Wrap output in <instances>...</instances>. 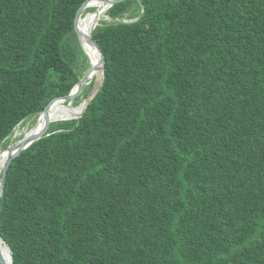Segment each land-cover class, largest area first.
I'll list each match as a JSON object with an SVG mask.
<instances>
[{
	"label": "trees",
	"instance_id": "obj_1",
	"mask_svg": "<svg viewBox=\"0 0 264 264\" xmlns=\"http://www.w3.org/2000/svg\"><path fill=\"white\" fill-rule=\"evenodd\" d=\"M84 1L0 0V148L79 82ZM106 16L100 90L7 171L12 264H264V0H129Z\"/></svg>",
	"mask_w": 264,
	"mask_h": 264
},
{
	"label": "water",
	"instance_id": "obj_2",
	"mask_svg": "<svg viewBox=\"0 0 264 264\" xmlns=\"http://www.w3.org/2000/svg\"><path fill=\"white\" fill-rule=\"evenodd\" d=\"M106 1H107L108 9H109L110 7H112L114 5L121 4V3L127 2L129 0H106ZM90 2H91V0H85L82 3V5L78 8V10L75 14L74 20H73V30H74V33L78 39L80 47H81L83 53L85 54L87 60H88V57L82 48V42L83 41H89V42H92L94 44V47L97 50V62H98V65L96 66L94 71L98 70L100 72L99 73L100 74L99 79L94 80V83H93L92 87L90 88V85H91L93 80H92L91 76L90 77L88 75L86 76V72H85L87 67L90 66V62L88 60L86 65L83 67L82 75H81L79 82L72 88L70 93L67 95H58V96L52 97L49 100V102L47 103V105L45 106V108L43 109V111L38 114L39 118L43 115L48 116L47 113L49 110V106H50L51 102L54 101L55 99H61V100H63V102H67L68 104H71V102L73 100L86 95V97L84 98V100L82 102L83 103L82 109H81L80 113L78 114V116L75 117L74 119L81 118L82 115L84 114L85 110L87 109L89 104L92 102V100L94 99V97L96 96V94L98 93V91L100 90V88L103 84L104 74H105L104 51H103V48H102L100 42L97 39H95L93 37V34H92L93 30L98 25V23H96L93 26L92 30H90L89 33L86 35L81 34L78 31L77 26H76L77 19H79L81 17L83 12L90 5ZM77 87H80L78 92L73 94V91ZM74 119H68V120H74ZM58 121H66V120L65 119L51 120L49 117H46L45 123L40 130H37L36 132L33 131L30 134H28L27 136H23L21 139H19L17 142L13 143L12 145H9V146L5 147L4 149H0V155H2V161H1V166H0V199L3 196L5 179H6L7 171L9 169V166H10L12 160H14L16 157H18L24 150L28 149L37 140H40L41 138L47 136L51 126ZM1 243L6 245L3 242L2 238L0 237V264H7L2 253H1ZM8 250H9V248H8ZM9 254H10V250H9ZM10 264H12L11 256H10Z\"/></svg>",
	"mask_w": 264,
	"mask_h": 264
},
{
	"label": "bare ground",
	"instance_id": "obj_3",
	"mask_svg": "<svg viewBox=\"0 0 264 264\" xmlns=\"http://www.w3.org/2000/svg\"><path fill=\"white\" fill-rule=\"evenodd\" d=\"M91 6L97 7V10L95 11V13L89 14L84 18L80 17L79 19H77V22H76V26H77L78 31L83 35L88 34L89 31L92 30L93 26L96 23H98L99 15L108 9V5H107L106 0L99 1V2L91 1L90 5L88 7H91ZM94 9H96V8H94ZM82 48H83L84 52L86 53L88 60L90 62V66H89L87 75L89 77L91 76V78L93 80H98L100 72L98 70L94 71L96 66L98 65L97 50L94 47L93 43L89 42V41H83L82 42ZM79 88L80 87L75 88V90L73 91V94H75L79 90ZM82 106H83V103L81 102L77 106H72V104H66V106H64V107H61V108L55 107L52 110H48V113H47L48 116L43 115L40 118L36 117L37 121L35 122V124L29 130H25L23 136H27L28 134H30L33 131L36 132L37 130H40L45 123L46 117H49L51 120L74 119L80 113ZM22 137H20V138H22ZM1 161H2V155H0V166H1ZM1 253H2L6 263L10 264L9 250H8L7 246L4 245L3 243H1Z\"/></svg>",
	"mask_w": 264,
	"mask_h": 264
},
{
	"label": "rangeland",
	"instance_id": "obj_4",
	"mask_svg": "<svg viewBox=\"0 0 264 264\" xmlns=\"http://www.w3.org/2000/svg\"><path fill=\"white\" fill-rule=\"evenodd\" d=\"M96 8V9H94ZM97 10V7L96 6H91V7H87L86 10L83 12V14L81 15L82 18L86 17L87 15L89 14H92L94 13L95 11ZM107 11V10H106ZM106 11L101 13L99 15V20H98V23L99 22H111L112 20L110 18H108L106 16ZM127 22L126 19H123V20H114L113 22ZM88 61V60H87ZM88 69L89 67H87L86 69V75H87V72H88ZM93 80V79H92ZM94 83V80L92 81L91 85H90V88L92 87ZM89 88V89H90ZM78 92V91H77ZM76 92V93H77ZM84 96L80 97V98H77L75 100H73L71 102L72 106H77L79 105L81 102H83ZM65 104H68L67 102H64ZM38 116H33V117H30V118H27L25 119L24 121H22L19 125H17L15 127V129L13 130V132L10 134V136L5 140V143L7 144V146H9L10 144L12 145L13 143L17 142L19 139H21L20 137L23 136L24 134V131L25 130H29L34 124L35 122L37 121V118ZM23 125V126H22ZM6 146V147H7ZM5 148V147H4ZM3 147L0 148V149H4Z\"/></svg>",
	"mask_w": 264,
	"mask_h": 264
}]
</instances>
